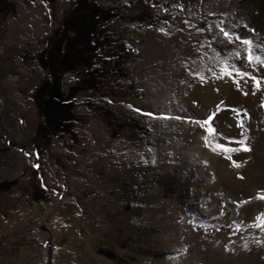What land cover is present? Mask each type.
<instances>
[{"label":"rangeland","instance_id":"374dc122","mask_svg":"<svg viewBox=\"0 0 264 264\" xmlns=\"http://www.w3.org/2000/svg\"><path fill=\"white\" fill-rule=\"evenodd\" d=\"M89 1L92 32L71 53L66 42L56 53V41L75 39V0H0V264H59L62 253L82 262L100 258L93 264L185 257L181 232L172 234L157 220L178 211L182 225L180 208L171 206L177 200L172 182L185 179L187 136L212 117L223 135L205 132L204 145L227 159L253 150L260 134L243 104L219 101L208 111L197 94L230 77L222 73L225 61L251 75L264 69L249 65L247 46L218 27L252 39L253 54L264 59V0ZM146 45L167 52L153 59ZM57 75L60 94L71 102L70 132L50 125L42 111L48 98L42 87ZM61 107L70 112V104L53 110ZM226 111L239 117L234 131L220 126ZM217 144L239 150L225 153ZM192 162L193 169L202 167L201 160ZM191 194L197 210L187 208L185 216L209 228L219 217L198 207L208 193ZM231 196L217 204L226 218L243 204ZM253 218L259 223L264 214Z\"/></svg>","mask_w":264,"mask_h":264},{"label":"bare ground","instance_id":"6f19581e","mask_svg":"<svg viewBox=\"0 0 264 264\" xmlns=\"http://www.w3.org/2000/svg\"><path fill=\"white\" fill-rule=\"evenodd\" d=\"M35 13L38 14V11L35 12L33 10L36 18L37 14L35 15ZM73 31L75 32V30ZM68 40L69 42L72 41L69 38ZM146 47L153 59L160 54L164 56L167 52L158 48L150 49L149 45H146ZM252 75H255L261 80L260 88H257L255 82L248 77L239 80L227 77L226 79H216L210 84H207L200 91L201 96L197 94L198 100H202L200 103L201 108L207 110H211L210 106L219 101L226 104L234 102L243 104L248 109L251 118L257 121L260 134L258 137L253 135V150L248 153L231 155V159H225L222 155L212 153L205 147L204 136L206 133L204 125L199 126L193 134L187 136L186 141L188 140L189 143L185 148L188 151L182 154L183 175L185 179L177 185L179 186L178 192H176V183L172 182L175 190H173V193L176 194L177 200L171 206L175 209L180 208L181 213L184 215V218L181 220L182 225L180 226V221H177L180 218L174 215L178 211H173L169 215L162 214L158 216L157 223L159 226L164 227V229H168L172 234L178 231L181 232L183 242L188 245L189 250L185 257L172 261L166 260L159 262V260L155 264H264V227H261L264 224V218L258 221L259 223H256V220L253 218V215L259 216V214H264V199H261V197H264V112L261 110V106L264 108V81L262 82L264 80V69L260 68ZM219 119L220 126L224 131L227 128L234 131V128L237 127L236 121L239 120V117L232 112L226 111L219 116ZM252 119L251 122L253 123ZM192 157L201 160L200 166L202 165V167L193 169ZM236 165L239 166L237 167ZM204 166L208 167V169L203 168ZM196 175H199L200 179H197ZM213 179L214 181H212ZM194 189H204L208 193V196L203 197V203L200 206L198 205L200 210L206 212L210 218L214 219L219 217L222 219V222L219 223L220 219L216 218L209 225V228H206L202 226L195 227L189 221L185 214L197 210L196 204H191L195 198L191 194ZM218 190L222 192L216 194L220 192ZM226 194L228 196H235L237 200L243 202L240 210L238 209V214L230 215L231 217L228 218L225 217V213L220 212V208L217 206V204L219 205V200H223ZM248 197L251 201H247ZM210 198L215 202H212ZM208 201L211 202L206 203ZM207 207H210V209H207ZM187 208L190 211H187ZM18 223L19 221H17ZM234 224H237L240 230L233 228L232 225ZM61 251L63 250L61 249ZM61 255L58 257L59 264H78L77 262L79 261L81 264H93L98 259L86 258L82 262L80 259L74 260L72 258L73 255L72 257L64 253ZM102 260L101 262H103ZM97 261H100V258ZM97 263L99 264V262ZM150 263L148 262V264Z\"/></svg>","mask_w":264,"mask_h":264},{"label":"trees","instance_id":"16d2710c","mask_svg":"<svg viewBox=\"0 0 264 264\" xmlns=\"http://www.w3.org/2000/svg\"><path fill=\"white\" fill-rule=\"evenodd\" d=\"M70 30L71 31L74 30V26L72 27V25H71ZM91 30H92V28L90 27L88 29V31H90V33H91L92 32ZM101 37L104 38L105 35L101 34ZM104 40L108 41L110 39H104ZM74 42H75V40L66 43L67 44L66 45L67 51H69L70 53L72 52ZM55 67H56V64L55 63L52 64L53 70H55ZM59 80H60L59 75H57L54 78V83L53 82L49 83V84L45 83L43 85V87H42L43 90L41 91V94L44 95L46 89L48 88V98L45 101L44 108L42 111H43L45 120H47L50 125L54 124V125H56L55 126L56 128H60V126H62V127H64V129H66V132H70V124H71L70 120H73V115L71 114V102L70 103L66 102L67 98H65V96H62L60 94V92H59V85H60ZM43 99H44V97H43ZM56 104H60L61 106L62 105L67 106L70 104V112H69V110H64L63 107L56 109V110H53V106H55ZM64 121H67V122L69 121V124H65ZM0 188H2V187H0ZM106 255L110 259L116 260V257H114L112 254L108 253ZM123 264H126V263H123Z\"/></svg>","mask_w":264,"mask_h":264},{"label":"snow or ice","instance_id":"6c2138e0","mask_svg":"<svg viewBox=\"0 0 264 264\" xmlns=\"http://www.w3.org/2000/svg\"><path fill=\"white\" fill-rule=\"evenodd\" d=\"M222 23L223 22L221 21L220 24H222ZM218 27H219V31L221 33H223L224 37H229L230 35L234 36L237 41H239L241 44L247 46L246 60H247V63L249 65L255 63V64H258V65L264 66V59H262L260 55H254L253 54V41H252V39H250V38H241L239 36V34L231 33L230 31L226 30L222 26L218 25ZM236 55L239 56L240 54L237 53ZM233 70L235 72V75H239L241 77H248V78H250L251 80H253L255 82V86L257 88L261 87V80L258 79L255 75H251L249 72H246V71H241L239 68H236L234 65L230 68L229 65H228V62L225 61V65H224V68L222 69V73L224 75H226V76H230V77L234 78ZM149 115H151V114H149ZM213 115H215V114H213ZM176 119H180V118L176 117ZM211 120H212V117H209V119H207V120H205L203 122H197V123H201L202 126L203 125H208V127L205 128V132L207 134H209V135L215 134V135H218V136H222L223 134L222 133H217L215 127L211 125ZM239 126H241V127L243 126L242 122H241V124ZM239 143L242 145V148H243L244 151H248L249 150L247 146L243 145V141H239ZM216 147L218 149L222 150L225 153L239 150V149L226 147L223 144H217ZM226 158L227 159H231L230 156L226 157ZM236 166L238 167L239 165H236ZM261 199H264V197H261ZM261 227H264V224H262Z\"/></svg>","mask_w":264,"mask_h":264},{"label":"water","instance_id":"95a60500","mask_svg":"<svg viewBox=\"0 0 264 264\" xmlns=\"http://www.w3.org/2000/svg\"><path fill=\"white\" fill-rule=\"evenodd\" d=\"M76 6L79 9V13L77 15L75 24H74V30H75V43L79 44L82 39L84 38L87 28H88V12L90 9V2L89 0H75ZM69 42L68 41H56L54 45V51L58 53L62 45ZM69 54L64 53L62 61L60 63V68H63V66L66 64Z\"/></svg>","mask_w":264,"mask_h":264}]
</instances>
